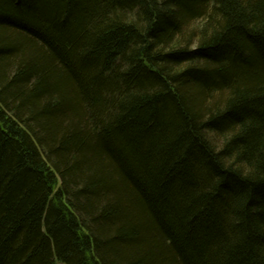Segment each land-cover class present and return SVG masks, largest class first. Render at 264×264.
Instances as JSON below:
<instances>
[{"label": "trees", "instance_id": "16d2710c", "mask_svg": "<svg viewBox=\"0 0 264 264\" xmlns=\"http://www.w3.org/2000/svg\"><path fill=\"white\" fill-rule=\"evenodd\" d=\"M264 264V0H0V264Z\"/></svg>", "mask_w": 264, "mask_h": 264}, {"label": "rangeland", "instance_id": "374dc122", "mask_svg": "<svg viewBox=\"0 0 264 264\" xmlns=\"http://www.w3.org/2000/svg\"><path fill=\"white\" fill-rule=\"evenodd\" d=\"M55 264H63V263H61V262L55 260Z\"/></svg>", "mask_w": 264, "mask_h": 264}]
</instances>
